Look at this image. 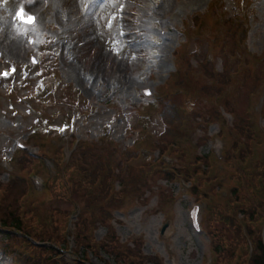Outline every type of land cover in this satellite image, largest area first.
Listing matches in <instances>:
<instances>
[{
	"label": "rangeland",
	"instance_id": "374dc122",
	"mask_svg": "<svg viewBox=\"0 0 264 264\" xmlns=\"http://www.w3.org/2000/svg\"><path fill=\"white\" fill-rule=\"evenodd\" d=\"M16 1L20 6L23 0ZM66 1L49 0L50 7L47 10H44L40 4V8L37 9L40 13V21L36 27L37 49L44 56L46 63L58 67L64 84H71L83 95L81 94L82 96L78 98L69 88L58 90L49 101V107L46 106L49 109V115L45 116L50 120L49 123L53 124V129L58 130L62 121L66 119L65 117L71 113L76 115L78 113L76 107L82 106L85 101H89L95 109L99 110V114L85 121L82 126L83 139H90L85 143L89 150L76 162V171L69 172L65 178L59 175V180L52 184L51 193L44 192L41 195L35 192L29 193L23 204L24 209L21 214L25 217V221H33L32 228L27 230L37 232L38 227L34 224L39 221L44 226L43 237L52 238L60 237L66 223V212L74 208L70 200L72 194L66 188V181H68L67 186L75 190L74 192L78 190L81 182L84 183L81 189L86 191L89 188L87 178L90 174L105 177L109 173V168H114L113 170L117 172L119 170L115 167L130 156L131 150L128 146L137 141L140 134L137 130L132 135V131L128 133L127 130L131 123L135 125L132 110L146 103L141 97L143 88L156 89L155 96L158 95V100L164 99L162 102L164 105L160 111L162 113L159 116L161 122L155 117V125L149 127L151 132L148 130L150 134L158 136L163 143H172L175 136H181L179 145L192 160L187 163L185 159H181L177 163L178 170L186 175L183 179L184 183L188 176H194L197 179L203 176L207 163L206 161L198 162V157H203L210 151L213 141L220 133V123L215 122L217 124L205 126L208 121H216L214 118L218 117L219 111L213 104L222 106L221 109L225 106L229 112H234L240 119H245L250 104V93L254 92L251 101L254 102L256 110L261 104L263 90L260 86L264 85V71H258V67L247 65L241 68L242 76L235 80L237 86L229 88L231 68L221 63V59L224 60V50L220 56L217 54L216 63L222 71V77L213 76L214 66L210 68L202 57L206 54L207 45L211 42L214 43L217 52L218 41L221 39L216 36L225 31V27L223 28L220 22L221 13L226 12L227 17H232L237 8L236 0H223V11L219 14L215 13L213 17L209 15L202 17L197 29L191 26L195 14L206 11L212 0H165V2L163 0H133L142 6V10L133 11L131 9L134 13L131 19L136 21L131 23L132 31L136 30L141 35L142 33L150 34L153 28L156 29L152 31V38L150 37L155 43L148 39L145 41L135 39V48L146 51L140 60L134 62L131 61L129 53L116 56L113 52V46L118 43L119 37L116 23L113 25L111 22L112 4L102 12L96 24L89 25L90 22L80 15L82 0H69L68 3ZM114 1L118 5V0ZM251 2L253 4L247 9V16L250 21H253V26L248 46L251 52L259 55L258 63H264V0H251ZM250 7L254 9L251 10ZM245 11L246 9L243 8L242 13ZM14 14L15 7L12 3L5 4L0 0V57H2L0 69L8 66L10 62L28 63L27 43L25 38L20 36L21 34L15 32ZM152 23L156 25L153 27ZM52 24L59 27L57 32L51 31ZM185 27L188 31L186 36H184ZM162 31H167V34L162 36L160 34ZM84 35H87L85 39ZM46 37L49 39H45ZM44 40L46 43L43 42ZM94 49H100L99 56L103 57L105 63L96 62L88 66L87 59ZM176 55L179 56V61ZM239 55L240 53L237 54ZM176 63L178 70L175 68ZM135 70L141 73L140 79L135 76ZM33 71L29 76L30 80L36 79L37 74L39 73L40 76L42 73V70ZM210 71L212 75L208 76ZM174 72L177 74L170 77ZM20 74L24 76L22 72ZM169 77L170 80H168ZM165 83L167 91L160 88ZM37 84L36 80L33 86ZM258 84L260 85L256 88ZM97 87H100L98 93L95 91ZM176 88L184 89L187 94L177 96ZM6 93L4 90L0 92V147L4 151L10 150L11 152L13 148L15 149L16 140L28 139L30 126L37 114H27L26 107L16 103L13 108H10ZM222 93L228 96L224 103L219 96ZM25 94L27 90L21 93V95ZM13 98L17 100V96ZM171 105L178 107V112H173ZM14 109L19 111V116H14ZM181 109H190L191 113H182ZM154 112L155 110L151 109L145 115L151 116L155 114ZM181 118L186 122L185 127H181L182 130L180 129ZM82 120L80 119V123ZM109 120L114 121L115 129L112 134L107 135L104 124ZM228 129L243 138L238 146L242 153L235 152L240 158L241 170H234L231 174V186L239 190L238 193L243 200L239 199L232 203L234 198L231 196L228 204L212 209H210L208 200H205L201 202V216L202 220L205 219L206 232L209 236L215 237L213 238L215 245L218 246L221 242L225 252H230L231 244L237 246L236 260H240L245 254L244 242L235 230L236 227H232V224L226 220H231L230 215L242 221L246 220L245 223L248 222L249 230L253 232L263 228L264 221H261V224L257 222L255 224L247 221L250 219L242 214L243 210L249 211V207L244 202V199H248L249 196L247 191L246 194L243 192L245 185L236 173L241 175L245 173L247 165H244L241 156L244 154L251 159V164L248 166H251V169L247 168V173L257 174V169L255 172L254 167L259 162L264 166V152L262 149L257 150L256 145L259 141L246 135L242 128H240V135L233 130L232 125ZM44 131L45 127H40V135L34 138L38 140L37 143L41 147H44L45 152L56 156L61 144L52 146L54 142L47 138ZM149 132L143 134L145 138L139 142L140 145L151 147L155 139L151 135L148 136ZM56 134L53 137L59 141L60 138ZM101 136H111L115 140L108 139L97 147L95 146L96 150L92 151L93 141ZM131 136L135 138L131 139ZM226 142L228 143V140ZM224 143L225 141L222 144ZM154 155L157 156L158 152L154 151ZM218 164L222 162H216V169L220 171L218 182L222 183L223 179L227 182L229 178L227 174L230 170L226 163L222 168H219ZM168 167L170 165H166L167 170ZM147 170L149 168L143 164L131 170L138 184L141 187L144 186V189L141 188L142 190L136 192L138 195L134 196L135 199L131 198L128 201L127 207H130L132 211L126 216L111 213L108 210L104 212L103 207L108 201L105 202L102 198L104 195L99 193L88 195L89 202H85L84 193L75 196V201L82 204L87 215L86 218L84 217L85 221H79L78 254L82 260L86 257L89 264H115V257L119 261H124V264H152L145 261L150 256L162 259L163 264H208L205 261L212 256L209 239L192 229L188 217V210L196 202V194L191 195V192L184 191L185 188L180 187V179L179 183L175 184L169 179L172 182L169 184L159 175H155L152 179L148 178L145 175ZM20 175L22 176V173ZM41 175L45 178L44 174ZM9 180L8 176L0 177L1 190L4 193ZM62 180L65 182L64 188L61 184ZM183 183L181 182L182 186ZM206 190L204 188V191ZM13 192L11 196L13 198H17L22 193L18 187ZM257 192L261 197L258 200L256 194L255 201L263 203L264 187ZM33 202H37L38 208L32 207ZM3 205L4 202L0 204V209ZM90 208L95 209L94 212L90 211ZM16 216L21 217L19 213ZM103 218L106 221H101ZM12 222L7 221V224H12ZM167 222H170V229L168 234L162 237L160 232ZM73 230L74 227L71 231ZM230 233H232L233 242H229ZM69 239L71 241L69 247L73 248V238ZM101 247L105 252L112 253L113 257L101 251ZM83 249L88 251H83ZM203 254L204 262L202 261ZM29 255L34 264H66L63 261L59 263L53 258L52 253L45 250L31 248ZM220 257L226 256L219 255L218 258ZM244 260L245 258L242 259ZM10 263V259L0 254V264Z\"/></svg>",
	"mask_w": 264,
	"mask_h": 264
},
{
	"label": "trees",
	"instance_id": "16d2710c",
	"mask_svg": "<svg viewBox=\"0 0 264 264\" xmlns=\"http://www.w3.org/2000/svg\"><path fill=\"white\" fill-rule=\"evenodd\" d=\"M7 206H6V211L4 212V222L7 224V221L11 218H14L13 215H12V212L14 210V207H15V202L13 201V199L11 197H8L7 198ZM15 225L18 226V228L20 227L19 226V223L18 221H15ZM232 254L234 253V245L232 244ZM218 250H221V249H218ZM223 250V249H222ZM251 264H264V248L262 247L261 243L259 242L258 243V251H256L255 255H254V258H252L251 260Z\"/></svg>",
	"mask_w": 264,
	"mask_h": 264
},
{
	"label": "bare ground",
	"instance_id": "6f19581e",
	"mask_svg": "<svg viewBox=\"0 0 264 264\" xmlns=\"http://www.w3.org/2000/svg\"><path fill=\"white\" fill-rule=\"evenodd\" d=\"M87 37V35H84V39ZM84 46H87V45H84ZM79 48V46H78ZM81 49V48H79ZM99 52H100V49H94L92 50L89 58L87 59V64L88 65H91L93 62L96 63V62H101V63H105L104 59L102 56H99Z\"/></svg>",
	"mask_w": 264,
	"mask_h": 264
}]
</instances>
